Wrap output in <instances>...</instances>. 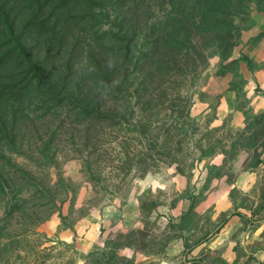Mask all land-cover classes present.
<instances>
[{
	"label": "rangeland",
	"instance_id": "obj_1",
	"mask_svg": "<svg viewBox=\"0 0 264 264\" xmlns=\"http://www.w3.org/2000/svg\"><path fill=\"white\" fill-rule=\"evenodd\" d=\"M176 1L0 0V44H8V53L0 52V138L16 135L17 141L0 146V171L9 188L7 194L0 191V264H75L83 254L81 232L73 242L48 237L44 225L53 217L69 231L81 221L100 224L103 245L89 255L88 264H136L117 254L123 245L164 252L174 235L159 228L155 218L172 215L189 193L187 187L178 190L172 176L183 175L184 184L195 179L196 188L190 189L201 203L198 182L230 184L241 154L264 146V109L255 103L257 87L248 89L253 66L245 54L264 37V0H240L235 21L222 20L227 33L220 37L211 22L196 35L178 36V25L166 18ZM249 35L256 39L247 40ZM13 39L33 51V66L49 57L45 69L61 91L58 108L54 102L31 104L49 85L22 80L3 89L7 69L15 72ZM182 40L184 47L174 46ZM91 71L99 75L91 79ZM103 76L111 82L103 84ZM90 108L95 119L84 114ZM28 111L36 121L24 118L25 128ZM231 195L236 203L252 201L237 190ZM134 201L138 207L132 213L143 216L142 230L103 237L107 214H123ZM32 209L37 215L27 217L24 212ZM212 209L211 218H194L196 244L211 229L204 235L208 245H197L195 264H264V233L246 236L249 219L230 244L215 246L221 223Z\"/></svg>",
	"mask_w": 264,
	"mask_h": 264
},
{
	"label": "crops",
	"instance_id": "obj_2",
	"mask_svg": "<svg viewBox=\"0 0 264 264\" xmlns=\"http://www.w3.org/2000/svg\"><path fill=\"white\" fill-rule=\"evenodd\" d=\"M246 39L252 42L256 39V35H249ZM257 39H259L258 45L249 48L251 51L245 54L248 55L247 58H249L253 66L250 74V88L248 87V89L254 92L255 87H257L258 91L255 92V96L257 97L255 103L259 109L263 110L264 37L260 36ZM253 153L257 156L255 162L252 161ZM223 157L224 155H221L219 160H222ZM183 178L185 177L178 173L177 176L175 174L172 176L173 182H177L178 190L187 187L189 192L187 198H183L177 202L172 215H168L167 218L160 216L158 220L157 217L155 218L160 225L159 228L174 235L167 242L165 251L150 254L142 250H136L131 246L127 247L123 245L117 249L119 250L117 253L119 256L131 258L136 264H143L148 259L154 260L157 264H195L197 245L200 246L199 248L208 245L204 235H210L211 229L203 234L200 242L196 244L194 241L196 233L195 224L193 223L194 218L205 217L206 215L210 217L209 213H207L210 207H213L212 213L214 217L220 216V218L217 217V221L221 223L219 227L220 232L215 237V246L230 244L232 235L239 229L243 220L249 219L251 221V226L247 230L249 232L246 235L249 238H259L264 233V203H260L259 201L261 186L264 184V146L253 147L241 154V158L237 163L235 178L230 184L225 183L222 179L214 181L213 186L207 185L204 182H198L197 185L202 187V193L200 194H202V197L204 196L201 203H196L197 196L195 195V190L190 189V187L196 188V180L192 179L188 181V178H186V183L184 184ZM233 190L243 193L252 201L249 204L236 203L231 197ZM137 207L138 203L134 201L127 204V207L125 206L123 214H116L115 210L107 214L102 224L103 237H113L120 230H133L138 226L142 230L140 224L143 216L132 213L133 210L131 209H136ZM83 222H79V225L75 226L74 231H69V229L62 226L61 219L58 217L51 218L44 225V231L48 237H55L66 242H73L75 236L81 232L80 235L82 236L80 237L78 249L83 254L75 264H88L89 255L96 250V247L103 245V242L99 238L101 232L99 230L100 224L97 223L98 225L95 224L94 226L93 222L92 226L89 227ZM209 223L211 222L209 221ZM87 227L90 229H85ZM84 229L85 232H83ZM110 248L108 243L106 251Z\"/></svg>",
	"mask_w": 264,
	"mask_h": 264
},
{
	"label": "trees",
	"instance_id": "obj_3",
	"mask_svg": "<svg viewBox=\"0 0 264 264\" xmlns=\"http://www.w3.org/2000/svg\"><path fill=\"white\" fill-rule=\"evenodd\" d=\"M239 1L240 0H177L175 2L176 7L171 9L167 17L166 16L165 17L167 18L168 22L169 21L176 22V24L178 25L177 27L178 36L179 34L182 35L183 33H186L188 36L196 35V33L200 31L199 29H201L203 26H207L211 22L213 25V26L211 25L212 26L211 30L216 31V36L220 37V34L224 33L225 35L227 33L221 26L222 20L227 21V22H230V20L235 21L234 20L235 11H236V8L239 7L238 6ZM64 10H65V7L62 8L61 10L62 12H60L61 15H64ZM163 18L164 17H162L160 21H162ZM159 35H162V34L158 33L156 35V40L160 44ZM19 40L22 41V39H19ZM20 41L18 40L16 41L15 39H13V42L16 45L15 51L17 54V58H13V63H12L14 70H15L14 73L8 72L7 68H8L9 60L4 57V61L2 65L4 66L5 70L7 69L6 72L8 74H5L3 77V80H4L3 89H6L10 85H16L18 81L22 82V80H26L29 85L31 82V86H34L35 84H38V86H41L44 84L49 85V87H47L46 89H43L42 91L37 92L38 95L34 97L31 104H34L36 101H40L42 105L48 102H54V104L58 108L59 106L58 102L60 100L59 95L61 91L59 92L56 91V87L54 84L55 81L54 80L52 81V79L49 80L50 75L49 73H47V70L45 69L46 64L49 62V59H48L49 57H46V58L44 57V59H41L35 62L33 66L32 63L30 62V59L33 58L32 53H31L33 51L29 49L27 45H25L24 43ZM186 44L187 43L184 40L174 42V46L178 45V48L184 47ZM0 45H4V44H0ZM5 45H8V44H5ZM3 48L0 49V52L1 53L3 52L2 54L5 56V54L8 53V49H6V47L4 49ZM151 49H152L153 54L155 55L158 54L159 51L157 49V44H152ZM3 55H0V62L3 59ZM57 56H60L59 50H56V53H55L56 59H57ZM26 60H28L27 64H25ZM96 65L97 63H94L93 67L95 68ZM98 68H100V64ZM68 69L70 72H74L72 67L68 66ZM98 75L99 73H97L96 71H91L88 77H90L91 79H94ZM101 80L103 84H109V82H111V80L107 78L106 76H103ZM97 81L98 79L95 80V82ZM32 90L35 91V89L33 88ZM65 92H68V89H66ZM30 112L31 111H28L23 116V119H22L23 122L25 123V126H26L25 128L29 127V122L25 120L24 118L32 120V121H36L34 118L35 116L32 115ZM84 114L87 115L88 117L90 116L92 119L96 118L93 108H90L89 110L84 112ZM13 116H14V119L11 118L12 119L11 121H14V122L17 121V119H15V112ZM32 126H34V124H32ZM4 127H5V124H4ZM7 128H8V125L6 123V131H7ZM8 136H12V137H8ZM22 136H25V135H22ZM8 141H10V143L14 142V145L17 144L16 135H1L0 146H2V143L3 144L8 143ZM20 145L22 146V143H20ZM6 183H7L6 175L3 171H0V191H2L4 194L9 193L8 192L9 188ZM16 207L17 206H15V208ZM34 212L35 211L32 209L31 213H29L28 211H25L24 214H27V217H32V216L37 215ZM41 222L42 221H40L38 224H40Z\"/></svg>",
	"mask_w": 264,
	"mask_h": 264
}]
</instances>
